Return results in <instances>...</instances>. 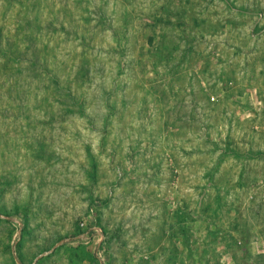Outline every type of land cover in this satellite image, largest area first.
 <instances>
[{
  "label": "rangeland",
  "instance_id": "rangeland-1",
  "mask_svg": "<svg viewBox=\"0 0 264 264\" xmlns=\"http://www.w3.org/2000/svg\"><path fill=\"white\" fill-rule=\"evenodd\" d=\"M0 264H264V0H0Z\"/></svg>",
  "mask_w": 264,
  "mask_h": 264
},
{
  "label": "built area",
  "instance_id": "built-area-1",
  "mask_svg": "<svg viewBox=\"0 0 264 264\" xmlns=\"http://www.w3.org/2000/svg\"><path fill=\"white\" fill-rule=\"evenodd\" d=\"M91 213H93V208H91ZM81 226H83V231L80 234V239L90 240L91 238H98L100 241L103 239V229L99 225H93L92 227H87L86 221L83 220L81 222Z\"/></svg>",
  "mask_w": 264,
  "mask_h": 264
}]
</instances>
